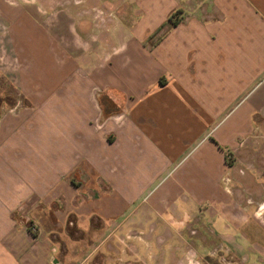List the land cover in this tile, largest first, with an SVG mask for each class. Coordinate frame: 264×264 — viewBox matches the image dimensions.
Listing matches in <instances>:
<instances>
[{
  "label": "crops",
  "instance_id": "crops-1",
  "mask_svg": "<svg viewBox=\"0 0 264 264\" xmlns=\"http://www.w3.org/2000/svg\"><path fill=\"white\" fill-rule=\"evenodd\" d=\"M104 2L0 0V264H264V0Z\"/></svg>",
  "mask_w": 264,
  "mask_h": 264
},
{
  "label": "rangeland",
  "instance_id": "rangeland-1",
  "mask_svg": "<svg viewBox=\"0 0 264 264\" xmlns=\"http://www.w3.org/2000/svg\"><path fill=\"white\" fill-rule=\"evenodd\" d=\"M107 2H104L105 4V7L104 9H100L98 8V10H100V12H98V20L100 21V23L102 24L103 21L105 23V26L103 25V30H102V26H100L99 28H101V30L99 29L98 30V34H97V37L99 38L98 42L100 41V38H101V41L104 37V43L106 41H108V38L113 35V31H116L117 30V27L114 28L111 26V24L115 23L114 25L117 24V22L119 21V18L118 16H121V13L122 12L124 15H126L124 17L123 15V20H125L126 18H128L127 16V9H128V6L130 5L131 6V0H120L119 3H117L116 1L117 0H105ZM113 3H116V6L113 4ZM116 12H119L118 14ZM122 16L120 17V20L121 22L123 23V20L121 19ZM97 19V17H96ZM125 22V21H124ZM106 24H108L106 26ZM109 26L111 28H109ZM86 40H84L85 42ZM100 41V42H101ZM87 42V41H86ZM103 43V44H104ZM86 45V44H85ZM17 98V92L16 90L14 89V87L9 84L8 82H6L1 76H0V113L11 107L12 104H13V100ZM7 100V102L5 101ZM6 102V103H5ZM30 221V220H29ZM28 220L25 222L26 225L29 227V222ZM34 225V224H33ZM35 226V225H34ZM202 227L207 228V221H205L203 224H202ZM36 228V227H35ZM187 228V231L189 232V234L191 235L192 234V228L190 225H187L186 226ZM37 229V228H36ZM77 229V227H76ZM204 230V231H205ZM207 231V230H206ZM204 233V235H201V241H202V245L199 246L200 248V253H201V256L199 257L197 255V252L196 251H193V248H195L197 250V246L195 247V243H194V246L191 245L193 243H191V238L189 237L188 238V242L185 244V249L188 248V251L185 250V256H184V259H183V263L182 264H193V262L196 260V259H205L202 255L203 253L206 251V249L208 248V238L206 236V232ZM195 232V231H193ZM74 238L75 236H77L76 240L78 239V232H77V235L76 234H73L72 235ZM60 240H65L67 238H71V235H66V236H59L58 237ZM212 244V243H210ZM192 247V248H191ZM201 247H204L205 250H201ZM73 251V250H72ZM196 252V253H195ZM220 254V253H219ZM203 257V258H202ZM222 257V256H221ZM222 260L224 261V257L222 258ZM227 262H228V259H227ZM61 263V262H60ZM76 264H85V260H81L79 262H77ZM231 264V263H230Z\"/></svg>",
  "mask_w": 264,
  "mask_h": 264
},
{
  "label": "trees",
  "instance_id": "trees-1",
  "mask_svg": "<svg viewBox=\"0 0 264 264\" xmlns=\"http://www.w3.org/2000/svg\"><path fill=\"white\" fill-rule=\"evenodd\" d=\"M176 14V11L172 12L168 17H167V25H173L177 22V19L174 17Z\"/></svg>",
  "mask_w": 264,
  "mask_h": 264
},
{
  "label": "built area",
  "instance_id": "built-area-1",
  "mask_svg": "<svg viewBox=\"0 0 264 264\" xmlns=\"http://www.w3.org/2000/svg\"><path fill=\"white\" fill-rule=\"evenodd\" d=\"M29 223V230L31 231V232H35L36 231V228H35V226L33 225V222L32 221H29L28 222ZM51 264H61L59 261H51Z\"/></svg>",
  "mask_w": 264,
  "mask_h": 264
}]
</instances>
